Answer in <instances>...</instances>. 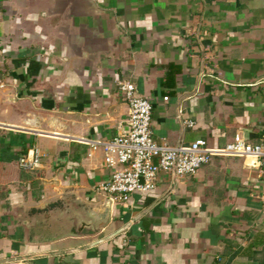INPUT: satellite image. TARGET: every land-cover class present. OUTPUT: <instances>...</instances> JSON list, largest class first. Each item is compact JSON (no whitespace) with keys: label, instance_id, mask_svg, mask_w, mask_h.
Wrapping results in <instances>:
<instances>
[{"label":"crops","instance_id":"0c3cea01","mask_svg":"<svg viewBox=\"0 0 264 264\" xmlns=\"http://www.w3.org/2000/svg\"><path fill=\"white\" fill-rule=\"evenodd\" d=\"M124 83L151 103L156 143L258 144L264 0H0V264H264L253 158L160 173L130 204L100 190ZM34 146L42 166L23 172Z\"/></svg>","mask_w":264,"mask_h":264},{"label":"built area","instance_id":"2783aa9c","mask_svg":"<svg viewBox=\"0 0 264 264\" xmlns=\"http://www.w3.org/2000/svg\"><path fill=\"white\" fill-rule=\"evenodd\" d=\"M120 91L128 108L124 129L100 145L104 164L113 171L100 190L112 202L130 204L134 195L152 191L160 173L170 176L174 182L194 177L213 157H250L264 171V132L256 145L236 138L222 149H210L203 140L188 146L159 144L154 141L151 132V103L139 96L131 83L120 85ZM163 101L167 102L168 98ZM188 126L191 127L192 123H188ZM90 144L95 148L96 143ZM17 162L23 172L33 173L42 166V154L34 146Z\"/></svg>","mask_w":264,"mask_h":264},{"label":"water","instance_id":"95a60500","mask_svg":"<svg viewBox=\"0 0 264 264\" xmlns=\"http://www.w3.org/2000/svg\"><path fill=\"white\" fill-rule=\"evenodd\" d=\"M84 228H86L85 225H76L75 224V225H73L71 233L74 235L79 234L80 232L84 233L85 232ZM88 233H90V231H88Z\"/></svg>","mask_w":264,"mask_h":264}]
</instances>
